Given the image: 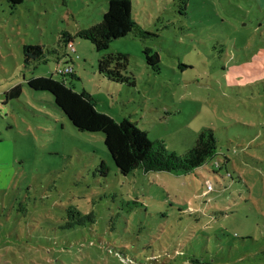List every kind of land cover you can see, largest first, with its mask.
<instances>
[{
	"label": "rangeland",
	"instance_id": "obj_1",
	"mask_svg": "<svg viewBox=\"0 0 264 264\" xmlns=\"http://www.w3.org/2000/svg\"><path fill=\"white\" fill-rule=\"evenodd\" d=\"M107 9L0 0V264H264V0H134L133 18L156 36L133 33L99 53L75 35ZM25 45L44 47L46 61L27 67ZM105 54L128 57L134 87L99 75ZM69 65L78 80L57 74ZM51 76L170 155L208 129L217 154L189 173L122 176L102 133L77 131L50 93L28 86Z\"/></svg>",
	"mask_w": 264,
	"mask_h": 264
},
{
	"label": "trees",
	"instance_id": "obj_2",
	"mask_svg": "<svg viewBox=\"0 0 264 264\" xmlns=\"http://www.w3.org/2000/svg\"><path fill=\"white\" fill-rule=\"evenodd\" d=\"M3 1H6L12 8L24 2V0ZM133 4L134 0H108V9L103 14L102 21L92 25L89 29L78 31L75 36L91 42L99 53L108 51L114 41L124 39L133 33L144 37L156 36V34L145 31L133 18ZM63 39L66 40L67 49L73 50V36L65 33ZM143 53L148 67L154 72H159V54L150 48H145ZM23 55L27 67L46 61V51L42 46L25 45ZM64 59L63 64L70 60ZM64 59L59 58L60 62ZM71 63H73L72 60ZM127 66V56L105 54L98 61V73L112 83L134 87L135 83L131 80L135 78L124 75ZM57 74L63 78L71 76L72 79L78 80L75 69L71 65L59 69ZM28 86L34 91L50 93L54 97L56 106L77 131L102 133L105 137V146L122 176L126 177L139 169L145 173H189L204 166L217 154L218 141L211 129L203 131L198 136L195 146L184 156L170 155L162 142L152 143L147 133L141 130L137 123L129 119L115 121L97 109V103L90 93L75 91L65 80L59 81L52 76L37 77L30 79ZM21 93L22 86L18 85L6 96L8 100H13ZM101 169L103 174H107L108 166L105 162L101 163Z\"/></svg>",
	"mask_w": 264,
	"mask_h": 264
},
{
	"label": "built area",
	"instance_id": "obj_3",
	"mask_svg": "<svg viewBox=\"0 0 264 264\" xmlns=\"http://www.w3.org/2000/svg\"><path fill=\"white\" fill-rule=\"evenodd\" d=\"M60 72H63V70H60ZM208 189H211V187L209 186V188Z\"/></svg>",
	"mask_w": 264,
	"mask_h": 264
}]
</instances>
